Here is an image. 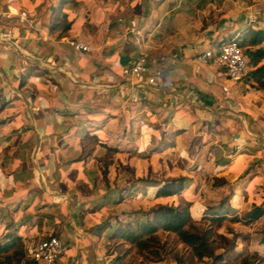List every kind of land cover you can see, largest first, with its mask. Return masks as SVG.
Instances as JSON below:
<instances>
[{
    "label": "crops",
    "instance_id": "1",
    "mask_svg": "<svg viewBox=\"0 0 264 264\" xmlns=\"http://www.w3.org/2000/svg\"><path fill=\"white\" fill-rule=\"evenodd\" d=\"M58 3L0 0L34 17L0 23V103L11 102L0 106V243L18 233L27 250L54 234L69 264H112L109 238L95 233L106 219L115 226L182 198L199 221L264 206V90L198 58L264 28V0H69L63 33L51 31ZM141 53L165 57L156 84L123 75ZM181 176V195L155 196ZM225 221L248 237L238 250L264 255V215Z\"/></svg>",
    "mask_w": 264,
    "mask_h": 264
},
{
    "label": "trees",
    "instance_id": "2",
    "mask_svg": "<svg viewBox=\"0 0 264 264\" xmlns=\"http://www.w3.org/2000/svg\"><path fill=\"white\" fill-rule=\"evenodd\" d=\"M68 2L69 0H59L55 8L51 31L63 33L71 29L72 22L64 11ZM233 40L239 44L249 61V69L243 79L252 87L264 90V28L255 29L250 25ZM0 106L1 109H5L11 106V102H1ZM86 139L98 140V135L87 134ZM107 166L106 164V169ZM104 172L106 176L107 170ZM141 181L147 182V180L139 179V182ZM186 185L187 178L184 176L167 180L158 186L155 196L181 195ZM191 207L192 203L185 198H182L176 206L158 204L144 211V217L135 215L134 219L119 222L115 226L106 219L95 227V233L106 234L109 240L116 241L117 245L128 244L131 251L136 250L145 259H149L150 254L157 255V259L150 260L153 264H166L162 251L166 254L173 253L179 246H182L181 249L188 252L189 257H193V260L199 263L264 264V255L259 251L251 250L249 247L237 249V239L248 238L243 232L232 230V239L220 232L227 219L232 222L243 221L246 225L260 219L264 215L263 204H256L244 214L242 219L238 216L229 218L226 215L214 214L204 216L201 221L194 218ZM261 242L264 244V233ZM168 244H170L169 251H167ZM27 258L29 256L21 234L12 233L9 240L0 243V264L40 263ZM124 260V255L117 253L112 264H127ZM182 260L180 255L175 258L177 264H184Z\"/></svg>",
    "mask_w": 264,
    "mask_h": 264
},
{
    "label": "built area",
    "instance_id": "3",
    "mask_svg": "<svg viewBox=\"0 0 264 264\" xmlns=\"http://www.w3.org/2000/svg\"><path fill=\"white\" fill-rule=\"evenodd\" d=\"M14 16L22 23L33 24L34 17L26 10L14 13L9 7L7 10H0V23L10 21ZM256 22V17L251 18V23ZM135 44L141 45L143 32L141 29L135 32ZM70 45L79 51H89V46L80 40L72 39ZM199 60L207 63L214 61L221 67L226 76L233 81H240L246 75L249 65L248 58L244 54L239 44L231 39L217 47L207 49L199 55ZM165 57H150L146 53H141L131 64L123 68L124 77L131 82L156 84L158 79L164 74L163 61ZM225 90H228L225 87ZM67 251V244L57 235L50 234L48 237L38 240L27 248L29 258L43 264H69L64 259Z\"/></svg>",
    "mask_w": 264,
    "mask_h": 264
},
{
    "label": "rangeland",
    "instance_id": "4",
    "mask_svg": "<svg viewBox=\"0 0 264 264\" xmlns=\"http://www.w3.org/2000/svg\"><path fill=\"white\" fill-rule=\"evenodd\" d=\"M232 230L238 231L237 226L230 224L229 222L225 221L222 228L220 229V232L226 234L230 239H232V237H233V234L231 233ZM43 237H46V236L41 235V236L37 237L36 240L43 238ZM181 247L182 246H179L177 251H174L173 253H169V254L168 253L166 254L165 251H162L164 260L167 262L166 264H172V262H175V258L177 257V255H180L183 258L182 261L184 264H205L203 262L199 263L197 261H194L193 257H189L188 252H185L183 249H181ZM106 248H107V254H109L110 256L117 255V253L123 254L124 259H125L124 261L127 264H143L146 262H150V260L154 261V259H157V255H152V254H150V256L148 257L149 259H145L136 250L131 251L128 244L117 245L116 241H114V240L110 241V243L107 245ZM167 248H168L167 251H169L170 244H168ZM128 250H129V252H128ZM160 251H161V249H160ZM70 252L71 251H69L68 254H70ZM114 257L115 256H112V258L110 257V259L113 260ZM27 259H29V258H27ZM86 264H92V263L87 261ZM151 264H153V263H151Z\"/></svg>",
    "mask_w": 264,
    "mask_h": 264
}]
</instances>
